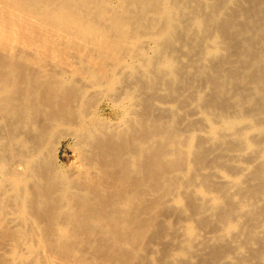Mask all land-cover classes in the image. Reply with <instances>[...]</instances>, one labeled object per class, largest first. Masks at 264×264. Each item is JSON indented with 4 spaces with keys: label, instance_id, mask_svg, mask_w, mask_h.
Segmentation results:
<instances>
[{
    "label": "bare ground",
    "instance_id": "bare-ground-1",
    "mask_svg": "<svg viewBox=\"0 0 264 264\" xmlns=\"http://www.w3.org/2000/svg\"><path fill=\"white\" fill-rule=\"evenodd\" d=\"M68 136L63 174L45 156ZM163 213L220 231L171 262L264 264V0H0L4 257L148 264Z\"/></svg>",
    "mask_w": 264,
    "mask_h": 264
},
{
    "label": "rangeland",
    "instance_id": "rangeland-1",
    "mask_svg": "<svg viewBox=\"0 0 264 264\" xmlns=\"http://www.w3.org/2000/svg\"><path fill=\"white\" fill-rule=\"evenodd\" d=\"M146 46H147V49H145V51H148V52H145V53L147 54L146 57L149 58V57L153 56V54H154V51L152 48L153 43L146 39ZM125 58H126L125 61L129 62V63L134 62V63L139 64V65L142 63L141 57L136 52L133 53L131 56L127 55ZM72 62H74L75 65ZM71 63L75 67H79V66L82 67V64H81L82 62L78 59H72ZM58 69L59 68H56V67L54 68V70H58ZM122 73L123 72H121L119 74V75H121V77H123ZM119 75H118V77H120ZM116 77L117 76H115V79H116ZM117 79L118 80L115 81L116 84H114L116 86V88H117V86L120 89L122 87H125V89H127L126 91H128L129 85L125 82V84L128 85V87H126L127 85L124 86V81L123 82L119 81L120 79L123 80L124 78H117ZM119 82H121V84ZM115 86H113L112 89H115L114 88ZM105 87L107 90L105 89ZM102 88L103 89L100 88V94H99V97L101 96L100 99H102L101 105H100L99 117L101 119L104 118L103 120H105V118H106V122L109 121L110 123L109 122L108 123L111 125L121 123V121H123V117H125V114H126L125 109L129 108V107L127 108V106L129 104H131V106H133V103H131L132 101L125 98L126 92L125 93L123 92L124 96H125V97L124 96L123 97L129 101L127 102V100L123 99V102H122L123 104H120V106L118 108V106H116L117 104L114 105V102L112 100H110V98H107V97H109L107 95L109 94L108 92L111 90V88H109V86H107V84L103 85ZM130 90L131 89H129V91ZM101 91L103 93H101ZM105 93H106V95H105ZM136 93H139V92L137 91ZM136 93H134V94H136ZM110 94L113 95V90H111ZM122 95L123 94H121V96ZM133 102H135V101L133 100ZM121 105H123V106H121ZM167 105H168V103H167ZM136 107H137V109H139L138 106H136ZM195 118L197 120L201 119L200 116H196ZM119 120H121V121H119ZM62 133H66V132L62 131ZM74 139L75 138L73 136H68V138L66 137V138L62 139L60 145H58V146L56 145L57 147L55 146L54 150H53L54 146H53V148L50 146V150L52 148L51 153H48L49 150L47 148L48 152L46 154H49V155L45 156L47 158V163H52L53 165L59 167L58 168L59 172L62 169L60 173L63 172V174H65V173L67 174V172H68L67 170H69V168H71L72 170H73V168H74V170H77L81 167L80 161L77 158L78 157V151L75 148L76 147L75 146L76 145V139L75 140ZM194 140H195V138H194ZM46 158H45V161H46ZM72 170H70V171H72ZM184 200H185L184 198H181L180 202L183 203ZM171 203L177 204L178 200L171 201ZM160 221L164 223L162 226V229H160V230L155 229V231L153 229V231H151V233H148V238H150V239H152V235H153V243H152V247H151L150 252H149L148 264H198V262H200L201 258H197L195 255L193 256V258H191L190 262H185V261L171 262L170 258H172V257L181 258L182 256L185 255V254L179 255V252L181 250L188 251V249L192 248V245H196L197 242H199V241L204 242L206 240V239H204V236L206 234H208L210 236H214L217 233H220V231L218 229H213V228H208V227H206L204 229H199L196 226L197 224L195 221L191 222V220L186 218V217H185V219L184 218L181 219L178 224H175L174 217H172L171 215L170 216L165 215L163 213V215L160 217ZM173 224H175V227L177 229L176 239H174L173 231H171V229H170V227H172ZM190 224L192 227L191 231L188 229ZM172 228H174V227H172ZM171 239L175 240L176 243H172ZM163 248L166 249V251L164 253L162 252ZM6 255H8V252L5 249H0V264H22V262L19 260L7 259L6 257H4ZM169 255H171L172 257H169ZM227 255H229L230 260H232L234 262L237 261V257L235 255H233V254H227ZM203 256H205V254H203L202 257Z\"/></svg>",
    "mask_w": 264,
    "mask_h": 264
}]
</instances>
